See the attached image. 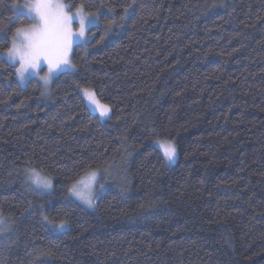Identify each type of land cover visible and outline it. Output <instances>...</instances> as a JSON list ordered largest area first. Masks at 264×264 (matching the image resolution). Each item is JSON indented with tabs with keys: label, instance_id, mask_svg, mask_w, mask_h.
<instances>
[{
	"label": "trees",
	"instance_id": "16d2710c",
	"mask_svg": "<svg viewBox=\"0 0 264 264\" xmlns=\"http://www.w3.org/2000/svg\"><path fill=\"white\" fill-rule=\"evenodd\" d=\"M65 1L101 22L72 70L44 91L0 56V264H264V0ZM19 2L0 0V53L31 23ZM109 166L92 208L70 198Z\"/></svg>",
	"mask_w": 264,
	"mask_h": 264
},
{
	"label": "snow or ice",
	"instance_id": "6c2138e0",
	"mask_svg": "<svg viewBox=\"0 0 264 264\" xmlns=\"http://www.w3.org/2000/svg\"><path fill=\"white\" fill-rule=\"evenodd\" d=\"M66 7L70 8L71 5H65L58 2V0H35V3L29 7L28 14L36 23L27 28L16 29L13 45L7 53L12 60L19 58L20 68L17 71L22 76L29 68L37 67L42 59L47 61L50 73L53 69L68 65V52L75 34L70 27L74 15L65 11ZM79 23V36H83L85 28V18L83 16H80ZM16 39L20 40V44L15 42ZM45 80H47V77H45ZM86 95H88L89 101L94 103L93 94L86 93ZM98 107H100L101 115H105L109 111L105 106ZM157 143L167 159L174 158L176 148L171 142ZM97 177L98 173L93 171L87 179H81L73 183L68 189L69 193L91 205L94 198L93 185L97 182ZM31 178L38 190H47L52 187L50 179L41 177L35 171H33ZM44 219L47 220L48 218L45 217ZM54 227L63 229L65 222L60 221ZM3 230L0 228V231Z\"/></svg>",
	"mask_w": 264,
	"mask_h": 264
},
{
	"label": "rangeland",
	"instance_id": "374dc122",
	"mask_svg": "<svg viewBox=\"0 0 264 264\" xmlns=\"http://www.w3.org/2000/svg\"><path fill=\"white\" fill-rule=\"evenodd\" d=\"M58 2L63 3L65 5H69L65 0H58ZM34 3H35V0H22V2L14 3V5H13L14 16H16L18 14H23L31 21L30 24L25 25V26H20L18 28H27V27H30V26H32V25H34L36 23V21L34 19H32L29 16V14H28L29 7L32 4H34ZM78 10H79V13H78ZM65 11H68V12H70V13H72L74 15V19L72 20V22L70 24V27L72 29V32L75 35L73 36V38L71 40V46H70V49H69V52H68V57H67L68 65H66V66L62 65L60 68L53 69L52 72L50 73L49 65H48L47 61L42 59L39 62L37 67L29 68L22 76L21 73L17 71V69L20 68L19 58L17 57L15 60H12L7 55L8 50L13 45V41H14V37L16 35V29L17 28L13 32V35L10 37L11 43H10L9 49L0 53L1 57L5 58L8 62H10L13 65H15V67H16V77H17V80L19 81V83L22 86L26 83V81L28 79L35 78V79H37L39 81V83L41 84L43 90L47 91L48 88L50 87V84H51L52 80L59 73L64 72V71H70V70L73 69V65H72V61H71V54H72L73 47L76 44H84V43H86L90 39V35L88 34V29L91 26L99 25L101 23L100 19H99V13L98 12L87 13V12H84L81 9L80 6H77V7H74V8H72V7L67 8L66 7ZM80 16H83L85 18V28H84V35L83 36H79V31H80L79 19H80ZM15 42L17 44H20V40L19 39H16ZM45 77H47V80H45ZM79 92H80V94H81L86 106L88 107V109L91 112H93L94 114H96L101 122H105V121H107L109 119L110 113H111V110H110L109 106L104 104V103H102L101 101H99L98 98L96 97L94 91L91 88H80ZM86 93L93 94L94 103L89 101L88 95H86ZM98 106H105V107H107L109 109V111L107 112V114L101 115L100 107H98ZM157 142L164 143V142H167V141H162V140L156 141L154 143V145L161 151V153H162L163 157L165 158V161L168 163V165H173L175 163L176 159H177V152H176L174 158L169 160V159H167L164 156L163 150L159 147V144ZM93 171H96L98 173V177H97V182L93 185L94 198H93V201H92L91 205L79 200L77 197H75L71 193H69L71 199H73L74 201H77L78 203L82 204L86 208H92L93 205H94V201H95L96 197L98 195H100L102 192H104L105 190L108 189L109 183L107 182V180L112 179L113 174L115 172V167L114 166H109L104 171H99V170H93ZM93 171L88 172L87 174H85L79 180L87 179L88 176ZM32 173H33V171L28 172V176H27L28 180L34 187H37L33 183V180L31 178ZM36 173H38V172H36ZM40 176L43 177V178H46V177H44L41 174H40ZM46 179H48V178H46ZM101 186H103V187L101 188ZM48 190L49 189L44 190V191H48Z\"/></svg>",
	"mask_w": 264,
	"mask_h": 264
}]
</instances>
